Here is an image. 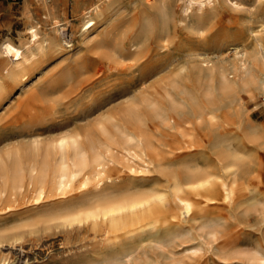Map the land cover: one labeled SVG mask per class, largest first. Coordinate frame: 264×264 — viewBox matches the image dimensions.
I'll return each mask as SVG.
<instances>
[{
    "label": "bare ground",
    "instance_id": "1",
    "mask_svg": "<svg viewBox=\"0 0 264 264\" xmlns=\"http://www.w3.org/2000/svg\"><path fill=\"white\" fill-rule=\"evenodd\" d=\"M113 2L84 8L78 31L87 35L102 7ZM44 7L51 13L50 4ZM189 9L178 24L185 23ZM174 21L171 6L163 4L128 40H115L110 48L106 38L93 41L108 49V57H125L139 55L153 35L158 55L168 46ZM202 22L191 24L198 28ZM64 24L53 17L43 34L32 23L23 43H0V104L10 100L14 126L0 148V201L29 196L33 221L101 227L100 254L82 264H161L176 247L196 240L182 248L192 256L225 225L219 212L202 210V203L224 199L245 205L246 214L264 215V127L251 121L245 105L264 95V36L248 41L254 35L250 25L249 36L240 40L245 48L231 43L233 61L216 51L190 50L182 58L151 59L134 84L113 96L121 101L106 109L102 102L91 104L68 127L70 122L56 120L57 105H46L51 90L28 85L36 57L62 41L71 45ZM259 26L264 29V20ZM15 89L21 95L13 98ZM247 262L264 264L262 244Z\"/></svg>",
    "mask_w": 264,
    "mask_h": 264
},
{
    "label": "rangeland",
    "instance_id": "2",
    "mask_svg": "<svg viewBox=\"0 0 264 264\" xmlns=\"http://www.w3.org/2000/svg\"><path fill=\"white\" fill-rule=\"evenodd\" d=\"M99 1L105 5L108 0H0V43L5 40L23 43L29 36L27 27L32 23L39 25L44 34L52 26L53 17L65 22V39L71 45L62 41L57 49L36 57L28 85L32 91L51 90L46 105L49 109L50 105H57L56 120L70 122L68 127L73 124L71 118L82 115L91 104L96 106L102 102V108L106 109L121 101V96H113L134 84L151 59L182 58L190 50L216 51L233 61L231 43H240V49L245 48L241 41L249 36L250 25L254 27V35L248 41L255 40L256 35L264 36V29L259 26L264 20V0H237L238 6L228 0H213L211 4L208 0H115L109 7H102L97 23L87 35L82 34L78 31L82 10ZM46 4L52 6L51 13L44 7ZM163 4L171 6L175 21L168 46L161 49V54H154L158 47L152 34L149 43L141 48L142 54L135 56L111 58L106 47L94 43L96 38H106L110 48L115 40H128L140 31L144 17L156 18ZM188 6L185 23L178 24L177 19L183 17V10ZM197 18L205 20L198 28L191 24ZM12 92L13 98L21 95L20 90ZM245 105L251 121L264 127V95L248 99ZM10 106L8 99L0 104V148L14 127L8 116ZM99 113L97 110L91 117ZM58 131H46L43 137ZM33 206L29 196L17 202L0 201V231L5 234L0 239V264H82L100 254L104 244L101 227L42 224L33 221L36 215ZM244 206H232L224 199L216 205L202 203V210L219 212L224 218L225 225L215 240L190 256L191 250L182 248L196 243L191 240L176 247L177 253L161 264H248L247 255L256 246H264V215L246 214L242 211Z\"/></svg>",
    "mask_w": 264,
    "mask_h": 264
}]
</instances>
